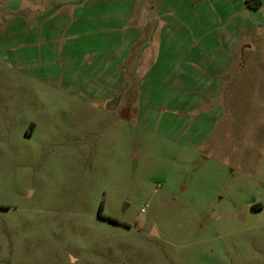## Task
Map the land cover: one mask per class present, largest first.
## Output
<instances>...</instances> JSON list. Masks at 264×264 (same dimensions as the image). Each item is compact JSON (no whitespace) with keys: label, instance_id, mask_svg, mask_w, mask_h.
<instances>
[{"label":"rangeland","instance_id":"374dc122","mask_svg":"<svg viewBox=\"0 0 264 264\" xmlns=\"http://www.w3.org/2000/svg\"><path fill=\"white\" fill-rule=\"evenodd\" d=\"M9 1L22 11L0 2V264H264V31L236 34L210 102L165 76L182 49L147 81L118 79L120 24L163 0L96 2L124 17L79 37L35 35L27 8L47 2Z\"/></svg>","mask_w":264,"mask_h":264},{"label":"crops","instance_id":"0c3cea01","mask_svg":"<svg viewBox=\"0 0 264 264\" xmlns=\"http://www.w3.org/2000/svg\"><path fill=\"white\" fill-rule=\"evenodd\" d=\"M45 1L47 3L44 7H37L33 4L30 8H27L29 30L35 35L41 33L40 29L42 28L50 34L56 30V32L71 33L69 36L77 37L88 29L95 32L100 25H103L104 29L114 31V23L111 22L112 16L119 17V19L124 17L120 9H117L118 11L114 14L112 13L114 8H109V5L108 9H104L102 3H99V8L97 7L96 2L109 3L113 0ZM166 1H168V5H165L163 0L162 5H159L156 9L154 16L146 19L145 23H141L142 25L138 28L126 27L125 23L127 21L120 24L126 28L127 35L126 38L120 37L112 41L111 45L114 50L112 58L114 64H124L128 67L124 70L126 75H121L118 79L129 81L134 76L136 79L147 81L152 74H155L160 62L165 64L169 60L167 56L172 57L171 52L176 55L177 50L182 49V52L179 51L178 57L173 60L175 61L174 65L178 62L177 70H173L170 73L171 75L166 74L165 76L168 77L169 75V78L171 77L173 86L178 83L183 85L181 90L186 88L183 91L185 94L194 92L206 95V92H208L207 101L212 102V99L218 101L226 88L227 71L234 65L235 53L241 47L236 34L239 35L246 31H264V0H262V6L259 9L250 7L247 0ZM0 2L6 5L11 13L22 11L19 10L21 9L19 5L12 1L0 0ZM132 10L131 8L126 10L127 12L125 11L129 18L134 16ZM90 13L93 15L91 16L92 20L87 22L88 27L83 28L84 25L80 27L78 25L80 22L86 23L81 19L87 20ZM257 14H261L263 17L259 20L260 24L258 18H256ZM102 16L106 20L101 21ZM167 16L172 17L179 26L174 24L170 28L168 22L165 21ZM46 18H49L48 21L50 20L49 22H52L53 25L47 26ZM30 23L33 25L31 26ZM143 24H145V28H149L148 32L146 29H141ZM166 29L170 30L168 34L165 31ZM144 31H146L145 37L142 36ZM49 36L47 40L50 44L60 45V41L57 42L56 37ZM116 42L120 45L119 47H115ZM65 49H68V52L65 53L64 57L67 60L73 58L75 47H65ZM132 49L138 50L133 52ZM101 50L106 53L111 51V47L109 46L106 49L104 47ZM116 57L122 58L123 61ZM117 61H120V63ZM180 62L183 63L182 69L180 68ZM165 76L163 73L162 77ZM194 76L196 79L199 77L198 81L201 80L205 83L204 87L193 85ZM190 83H192V88H188ZM178 89L176 88V92Z\"/></svg>","mask_w":264,"mask_h":264},{"label":"trees","instance_id":"16d2710c","mask_svg":"<svg viewBox=\"0 0 264 264\" xmlns=\"http://www.w3.org/2000/svg\"><path fill=\"white\" fill-rule=\"evenodd\" d=\"M247 3L250 7L259 9L262 6V0H247ZM102 210V207L100 208V212Z\"/></svg>","mask_w":264,"mask_h":264},{"label":"flooded vegetation","instance_id":"af4514ba","mask_svg":"<svg viewBox=\"0 0 264 264\" xmlns=\"http://www.w3.org/2000/svg\"><path fill=\"white\" fill-rule=\"evenodd\" d=\"M100 212V211H99ZM100 214H102V212H100ZM116 221V220H115Z\"/></svg>","mask_w":264,"mask_h":264},{"label":"built area","instance_id":"2783aa9c","mask_svg":"<svg viewBox=\"0 0 264 264\" xmlns=\"http://www.w3.org/2000/svg\"><path fill=\"white\" fill-rule=\"evenodd\" d=\"M143 211H145V209H143Z\"/></svg>","mask_w":264,"mask_h":264}]
</instances>
